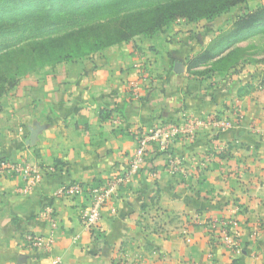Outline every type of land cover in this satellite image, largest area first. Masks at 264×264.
Returning a JSON list of instances; mask_svg holds the SVG:
<instances>
[{
    "label": "crops",
    "instance_id": "crops-1",
    "mask_svg": "<svg viewBox=\"0 0 264 264\" xmlns=\"http://www.w3.org/2000/svg\"><path fill=\"white\" fill-rule=\"evenodd\" d=\"M218 30L178 22L26 75L0 99V162L42 172L26 193L22 176L0 178V264H264V66L189 71ZM156 130L169 150L150 143L139 173L87 229L89 197H61V187L120 177L134 132ZM171 156L183 173L168 171ZM209 221L234 235L238 251L211 245ZM26 234L53 236L51 258L25 249Z\"/></svg>",
    "mask_w": 264,
    "mask_h": 264
},
{
    "label": "trees",
    "instance_id": "trees-1",
    "mask_svg": "<svg viewBox=\"0 0 264 264\" xmlns=\"http://www.w3.org/2000/svg\"><path fill=\"white\" fill-rule=\"evenodd\" d=\"M83 1L87 0H0V42L5 35V47L0 45V99L33 67H54L138 36L152 37L183 14L179 12H188L187 19L193 23L194 10L211 18L252 0H164L132 12L126 0H110L104 7L96 5L97 0L82 7ZM262 24L264 5L237 17L229 31L219 33L188 62V70L211 64L210 73H224L241 65L231 59L232 46ZM17 34L21 39L9 43ZM109 118L107 113L103 116Z\"/></svg>",
    "mask_w": 264,
    "mask_h": 264
},
{
    "label": "built area",
    "instance_id": "built-area-1",
    "mask_svg": "<svg viewBox=\"0 0 264 264\" xmlns=\"http://www.w3.org/2000/svg\"><path fill=\"white\" fill-rule=\"evenodd\" d=\"M116 121L119 122L118 120ZM210 122L216 123L214 120H211ZM221 126L227 129L232 127L231 123L228 121L223 123ZM178 133V128L173 127L169 135L175 136ZM169 135L164 133L162 130L150 131L148 133L135 131L133 137L137 145V149L135 156L131 160L130 168L126 173L122 174L118 178H115L113 181L96 186H85L81 184L64 185L59 190L58 195L65 198L87 195L90 199V205L83 214V224L89 230L97 227L101 220L104 208L112 202L113 196L116 195L120 189L128 186L139 173L150 143L160 141L158 142L160 144V148L164 151H168L170 148ZM162 137L164 140L161 139ZM182 165L183 160L171 156L169 157L166 167L171 174L175 175L183 173L181 170ZM16 176H22L27 183L25 189L20 190L24 193L30 191L33 186L42 181V172L37 168H31L23 163H11L8 161L0 162V178H14ZM41 216L43 219L48 220L53 228L56 227V217L51 208H46L45 211L42 212ZM218 225L219 223L216 221H209L205 225L211 245L214 247L219 242H224L229 248L234 251H238L234 235H232L229 230L218 233ZM22 246L29 251L42 253L47 258H51L54 238L53 236L42 237L35 234H26L23 236ZM209 258H212V254L209 255ZM51 264H60V262L58 259H52Z\"/></svg>",
    "mask_w": 264,
    "mask_h": 264
},
{
    "label": "rangeland",
    "instance_id": "rangeland-1",
    "mask_svg": "<svg viewBox=\"0 0 264 264\" xmlns=\"http://www.w3.org/2000/svg\"><path fill=\"white\" fill-rule=\"evenodd\" d=\"M94 0H87L81 2L82 7L88 6L90 3H92ZM110 0H97V4H99V7H104V5L109 4ZM164 0H126V6L131 7L132 10L140 9V8H152L153 6L157 5L158 3H162ZM264 5V0H252L248 1L245 4L239 5L225 13H222L219 16H214L209 18L208 15L200 14L199 12L194 10L193 16V23H190L191 21L187 19L188 12H179L183 13L181 15H178L176 19L166 28L171 27L172 25L181 22V23H190L195 24L199 27H205L206 25L211 26L214 28L216 25H218L219 30L217 33L226 32L231 29L232 24L234 23L235 19L239 16H243L249 12H252L259 6ZM77 7V6H72ZM75 9V8H74ZM190 22H189V21ZM96 20H94L95 22ZM9 43H16L21 38L19 34L13 35L10 37ZM5 35H3V38H1L0 45L2 47H5ZM232 56L231 59L240 62L241 64L244 63H259L264 66V24L257 26L255 29H253L251 32L247 33L244 38H239L238 42L235 43L232 46ZM55 64H42L36 67H33L29 70V72L26 75H29L33 72H36L40 69L46 68V67H52ZM24 75V76H26Z\"/></svg>",
    "mask_w": 264,
    "mask_h": 264
}]
</instances>
